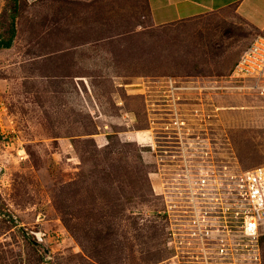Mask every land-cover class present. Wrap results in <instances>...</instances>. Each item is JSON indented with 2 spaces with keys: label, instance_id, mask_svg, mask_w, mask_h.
Wrapping results in <instances>:
<instances>
[{
  "label": "rangeland",
  "instance_id": "rangeland-1",
  "mask_svg": "<svg viewBox=\"0 0 264 264\" xmlns=\"http://www.w3.org/2000/svg\"><path fill=\"white\" fill-rule=\"evenodd\" d=\"M11 25L0 264H171L165 231L179 209L164 183L178 158L156 138L171 132L164 78L224 80L264 30L231 7L155 27L144 0H0V39ZM204 92L179 101L190 132L236 170L260 164L264 83Z\"/></svg>",
  "mask_w": 264,
  "mask_h": 264
},
{
  "label": "built area",
  "instance_id": "built-area-1",
  "mask_svg": "<svg viewBox=\"0 0 264 264\" xmlns=\"http://www.w3.org/2000/svg\"><path fill=\"white\" fill-rule=\"evenodd\" d=\"M263 83L264 35L254 36L240 51L224 80L164 78L163 112L171 132L156 138L169 140L162 142L171 143L168 152L178 158L164 183L175 198L171 206L179 209L165 231L171 264H262L264 160L236 170L221 153L206 147L204 133L190 132L179 101L188 92L253 90Z\"/></svg>",
  "mask_w": 264,
  "mask_h": 264
},
{
  "label": "crops",
  "instance_id": "crops-1",
  "mask_svg": "<svg viewBox=\"0 0 264 264\" xmlns=\"http://www.w3.org/2000/svg\"><path fill=\"white\" fill-rule=\"evenodd\" d=\"M154 26L180 22L211 11L231 7L257 31L264 30V0H145Z\"/></svg>",
  "mask_w": 264,
  "mask_h": 264
},
{
  "label": "trees",
  "instance_id": "trees-1",
  "mask_svg": "<svg viewBox=\"0 0 264 264\" xmlns=\"http://www.w3.org/2000/svg\"><path fill=\"white\" fill-rule=\"evenodd\" d=\"M144 4H145V11H146V13L148 14V17H149V9H148V6H147V3H146L145 0H144ZM175 23H177V22H175ZM172 24H174V23H169L167 25H172ZM162 26H165V25H162ZM162 26H155V27H162ZM12 33H13V27L11 25L10 28H9V36H8V38L6 40L0 39V47L7 48L10 45V40H11ZM263 242H264V238H263L262 243Z\"/></svg>",
  "mask_w": 264,
  "mask_h": 264
}]
</instances>
